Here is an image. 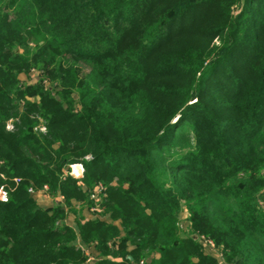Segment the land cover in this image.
Listing matches in <instances>:
<instances>
[{
  "label": "trees",
  "instance_id": "trees-1",
  "mask_svg": "<svg viewBox=\"0 0 264 264\" xmlns=\"http://www.w3.org/2000/svg\"><path fill=\"white\" fill-rule=\"evenodd\" d=\"M3 184L0 264H264V0H0Z\"/></svg>",
  "mask_w": 264,
  "mask_h": 264
},
{
  "label": "rangeland",
  "instance_id": "rangeland-1",
  "mask_svg": "<svg viewBox=\"0 0 264 264\" xmlns=\"http://www.w3.org/2000/svg\"><path fill=\"white\" fill-rule=\"evenodd\" d=\"M32 81H36V76H35L34 79H32ZM15 123H16V121H14V120L8 121V123H7V130L8 131H13L15 129ZM40 130L42 132H45L46 131L45 126L42 125L41 128H40ZM85 159L86 160H90V157L88 156ZM75 165H78V166L77 167H74ZM75 165H72L74 167L73 168L74 170H72L71 167H70V171H68V175L71 176V177H73V178H75V179H82L84 177V173H85L84 165L82 163H78V164H75ZM79 165H82L83 166V169H81ZM82 170H84V171H82ZM73 171H74L75 174H73ZM2 178H5V176L2 175ZM14 181H15V184L18 185L21 182V179L15 178ZM10 190H11V187L8 184L0 185V202H2V203L8 202V199H9V195L8 194H9V191ZM30 193L33 196V198L38 202V204H40L39 201L42 198V196H44V195H45V197H48L50 200H52L53 205L56 204V203H54L55 202L54 199H52L51 197H49V193L50 192H49V188L48 187H46V189H45L44 192H37L36 190L31 189L30 190ZM59 197H61L60 199L63 198L62 196H59ZM76 206H77V209L82 210V213H83V216L84 217H86L88 219L91 218V217H95L94 216V212H95L94 209H90V210L89 209H86V208L81 209V205H79V204H77ZM42 207L44 209H50V208L46 207L45 204ZM186 219H187V214H184L183 215V221L181 222V224H182V226L184 228L186 227V222H185ZM73 221H74L73 216H70V217H68V220L66 222H67L68 225L73 226ZM201 240H203L205 243L208 244L207 251H209L208 253L210 255L215 256V254L212 252V250H213V251H216L217 252L216 255H218L217 256V260L218 261L224 259L223 253L222 252H219L217 250V248H215V245L212 243V241L206 239L203 236L201 237ZM84 249L86 251V255L88 256V262L89 263H93L95 261L96 257H97V256L94 255L95 254L94 251L92 249H91L92 250L91 251L89 248H86V247Z\"/></svg>",
  "mask_w": 264,
  "mask_h": 264
},
{
  "label": "crops",
  "instance_id": "crops-1",
  "mask_svg": "<svg viewBox=\"0 0 264 264\" xmlns=\"http://www.w3.org/2000/svg\"><path fill=\"white\" fill-rule=\"evenodd\" d=\"M48 197H45V195L44 196H42V198L40 199V206H43L44 204H45V206L46 207H48V208H52L54 205H53V203H52V200H50L49 198L47 199ZM92 218V217H91ZM90 219V218H89ZM73 226H74V224H73ZM78 246H80L84 251H85V246L83 245V243L82 242H78ZM87 248V247H86ZM89 248V247H88ZM90 250L92 249L93 251H94V255L95 256H97V252H96V250L94 249V248H89ZM91 250V251H92ZM86 252V251H85Z\"/></svg>",
  "mask_w": 264,
  "mask_h": 264
},
{
  "label": "built area",
  "instance_id": "built-area-1",
  "mask_svg": "<svg viewBox=\"0 0 264 264\" xmlns=\"http://www.w3.org/2000/svg\"><path fill=\"white\" fill-rule=\"evenodd\" d=\"M77 166H78V165H75L74 167H77ZM79 166H80L81 169H83V166H82V165H79ZM74 167L71 166V169L74 170V169H73ZM82 171H84V170H82ZM73 174H75L74 171H73ZM82 174H83V173H82ZM45 189H46V188H45ZM93 198H94V197H93ZM60 200H62V199H60Z\"/></svg>",
  "mask_w": 264,
  "mask_h": 264
},
{
  "label": "water",
  "instance_id": "water-1",
  "mask_svg": "<svg viewBox=\"0 0 264 264\" xmlns=\"http://www.w3.org/2000/svg\"><path fill=\"white\" fill-rule=\"evenodd\" d=\"M131 259V257H129Z\"/></svg>",
  "mask_w": 264,
  "mask_h": 264
}]
</instances>
